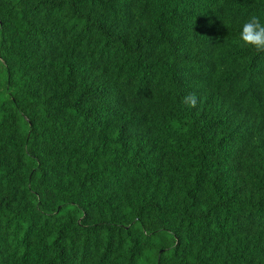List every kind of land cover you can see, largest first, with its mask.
Returning a JSON list of instances; mask_svg holds the SVG:
<instances>
[{
  "label": "trees",
  "instance_id": "16d2710c",
  "mask_svg": "<svg viewBox=\"0 0 264 264\" xmlns=\"http://www.w3.org/2000/svg\"><path fill=\"white\" fill-rule=\"evenodd\" d=\"M251 16L264 0H0V264H264Z\"/></svg>",
  "mask_w": 264,
  "mask_h": 264
},
{
  "label": "clouds",
  "instance_id": "9594fccd",
  "mask_svg": "<svg viewBox=\"0 0 264 264\" xmlns=\"http://www.w3.org/2000/svg\"><path fill=\"white\" fill-rule=\"evenodd\" d=\"M240 46H250L258 53L264 52V23L256 16H251L245 21L239 33ZM183 103L189 107H196L198 97L196 93H188L183 97Z\"/></svg>",
  "mask_w": 264,
  "mask_h": 264
}]
</instances>
